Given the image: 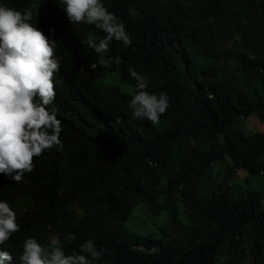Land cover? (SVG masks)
<instances>
[{
	"label": "trees",
	"instance_id": "obj_1",
	"mask_svg": "<svg viewBox=\"0 0 264 264\" xmlns=\"http://www.w3.org/2000/svg\"><path fill=\"white\" fill-rule=\"evenodd\" d=\"M101 2L132 40L111 42L106 58L123 61L111 68L86 42L105 33L70 23L62 0H0L31 9L30 23L57 41L48 108L58 109L63 144L34 157L21 182L0 174V202L20 225L0 253L21 264L31 237L46 248L55 238L66 255L93 240L109 250L95 264H264V132L240 130L252 114L264 119V0ZM129 66L148 77L149 93L168 95L158 123L133 118ZM185 139L192 143L176 166L169 151ZM239 162L248 176L225 199L220 178ZM140 204L162 218L153 233L123 226Z\"/></svg>",
	"mask_w": 264,
	"mask_h": 264
},
{
	"label": "clouds",
	"instance_id": "obj_2",
	"mask_svg": "<svg viewBox=\"0 0 264 264\" xmlns=\"http://www.w3.org/2000/svg\"><path fill=\"white\" fill-rule=\"evenodd\" d=\"M64 12L70 23L95 24L105 36L89 38V47L99 54L97 63L102 68L121 64L119 56L106 58L113 40L129 46L132 43L125 25L104 6L101 0H62ZM31 9L23 12L0 5V174L14 182H21L26 173L34 170L33 158L44 150L63 147L60 135L61 121L58 109L49 111L55 99L54 73L59 71L60 58L56 57L57 41L46 37L33 26ZM55 29H49L54 34ZM92 67H95L93 65ZM81 72L84 71L81 67ZM128 73L136 81L135 94L130 100L134 119L158 123L170 107L165 92L149 93L148 77L129 66ZM118 78V72L109 73ZM16 212L7 202H0V244L20 230ZM76 239L75 233L66 237ZM64 245L58 240L46 248L35 238H27L19 260L21 264H95L108 254L106 248L97 249L93 240L80 246L79 253L66 255ZM9 251L0 253L3 264H16ZM17 259V258H16Z\"/></svg>",
	"mask_w": 264,
	"mask_h": 264
},
{
	"label": "rangeland",
	"instance_id": "obj_3",
	"mask_svg": "<svg viewBox=\"0 0 264 264\" xmlns=\"http://www.w3.org/2000/svg\"><path fill=\"white\" fill-rule=\"evenodd\" d=\"M189 52L193 57L202 55V52L197 47L190 48ZM240 130L244 133L264 132V119H260L252 114L243 121ZM191 143L190 139H185L180 144L173 146L170 149L169 156L176 166L180 162L182 151L188 149ZM247 176L248 175L240 162L237 164L236 168H227L219 181L218 192L220 196L225 199H230L229 188L231 184L238 182ZM161 220V217L149 216L146 213L144 206L140 204L133 209L123 226L137 234L153 233V224H158ZM51 240V243L56 241L55 238H52ZM250 261L251 258L247 257L240 264H249Z\"/></svg>",
	"mask_w": 264,
	"mask_h": 264
}]
</instances>
